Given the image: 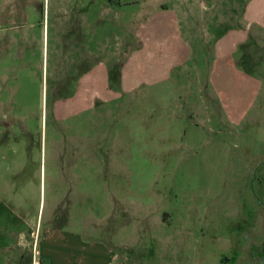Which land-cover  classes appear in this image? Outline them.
<instances>
[{"label": "rangeland", "instance_id": "obj_1", "mask_svg": "<svg viewBox=\"0 0 264 264\" xmlns=\"http://www.w3.org/2000/svg\"><path fill=\"white\" fill-rule=\"evenodd\" d=\"M84 1L0 0V200L39 219L42 238L55 223L61 227L58 237L73 231L97 244L93 253H101V264H264V214L248 208L255 206L264 172V86L244 120L222 117L192 126L189 97L196 99L195 109L208 107L198 97V84L208 74L200 60L201 69L183 74L181 108L170 109L179 111L178 119L167 122L154 98L160 90L150 87L120 92L125 103L100 105L88 120L83 113L65 119L66 97H53L51 68L72 53L55 37L54 15L58 6L73 16L101 10L102 0L100 6ZM137 1L131 16L154 8L152 0ZM164 1L174 8L173 0ZM198 1L206 5L197 13L205 15V35L213 17L223 13L219 6L220 14L213 10L211 0ZM240 1H229L234 21L244 9ZM103 14L106 34L126 30L125 17ZM244 51L259 65L248 75L264 79L263 47L254 43ZM78 73L64 70L58 78ZM118 105L122 111H113ZM167 125L180 131L166 137ZM70 139L90 149L67 179Z\"/></svg>", "mask_w": 264, "mask_h": 264}, {"label": "crops", "instance_id": "obj_2", "mask_svg": "<svg viewBox=\"0 0 264 264\" xmlns=\"http://www.w3.org/2000/svg\"><path fill=\"white\" fill-rule=\"evenodd\" d=\"M229 1L211 0L213 10L218 13L216 8L219 6L223 14L219 12V16L213 17L214 23L210 26L209 22L210 32L205 35L201 34L200 27V23L206 20L205 15L197 13L205 10L206 5L198 0H173L174 8H170L164 0H152L150 2L154 8L133 16L129 13L139 5L137 0H102L101 10L94 16L90 15V11L84 16H73L71 11L63 12L58 6L54 15L55 37L72 53L66 57L67 62L55 59L51 68L56 82L53 85V97H66L64 118L83 113L88 120L92 117L90 112H94L93 109L100 105L108 107L111 103H125L119 100L120 92L132 93L150 87L151 92L154 88L160 90V96L154 98L160 100L165 108L163 113L168 117L167 122H170V118L178 119L181 117L179 111L170 109L181 108L183 74L190 69H201V60L202 65L207 66L208 74L198 84V97L208 107L204 111L195 109L196 99L194 102V98L189 97L188 109L191 113L188 115V123L200 127L207 122L215 123V120L222 117L230 123L244 120L264 86L263 78L252 77L246 72L259 65L256 66V62L251 61L244 51V48L254 43L264 50V0H241L244 9L239 17L236 13L239 21L233 20ZM99 2L84 1L86 4L95 3L93 5H99ZM104 11L115 12L118 18L125 17L123 19L127 20L128 26L122 34L114 31L106 34L104 27L101 29L104 25ZM190 16H195V24ZM64 70L79 73L74 77L65 74L67 79L61 80L58 78L61 77L59 73ZM191 82L194 84V81ZM148 93L149 90H146L145 96ZM123 107L118 105L113 111L120 112ZM57 111L56 106L55 116H58ZM169 125L163 129L166 137L180 131ZM235 135L240 137L242 132H236ZM163 139L165 141L166 138ZM81 140L78 142L70 139L66 145V150L70 149L66 153L67 179L75 175L71 168L81 165L78 157L84 150L90 149ZM85 154L86 157H92ZM74 155L77 156L75 159ZM262 157L261 163H264ZM93 162L100 164L97 159ZM76 176L79 178V175ZM259 183L261 188L254 199L256 208L250 204L248 208L253 207L258 215H262L264 172ZM15 210L21 212L14 213ZM22 212L25 213L24 208L9 207L0 200V264L102 263L101 253H93L97 244L82 241V236L73 231H64L58 237L56 233L61 227L55 223L49 224L42 238L39 219L36 223L29 213L27 215L30 218ZM10 214H16V217L9 218Z\"/></svg>", "mask_w": 264, "mask_h": 264}, {"label": "trees", "instance_id": "obj_3", "mask_svg": "<svg viewBox=\"0 0 264 264\" xmlns=\"http://www.w3.org/2000/svg\"><path fill=\"white\" fill-rule=\"evenodd\" d=\"M263 260H264V258H263Z\"/></svg>", "mask_w": 264, "mask_h": 264}]
</instances>
